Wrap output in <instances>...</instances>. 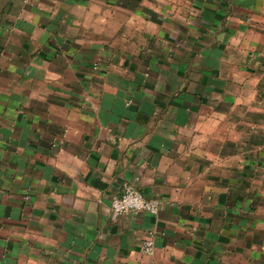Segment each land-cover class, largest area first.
Returning a JSON list of instances; mask_svg holds the SVG:
<instances>
[{"label": "crops", "instance_id": "0c3cea01", "mask_svg": "<svg viewBox=\"0 0 264 264\" xmlns=\"http://www.w3.org/2000/svg\"><path fill=\"white\" fill-rule=\"evenodd\" d=\"M0 264H264V0H0Z\"/></svg>", "mask_w": 264, "mask_h": 264}, {"label": "built area", "instance_id": "2783aa9c", "mask_svg": "<svg viewBox=\"0 0 264 264\" xmlns=\"http://www.w3.org/2000/svg\"><path fill=\"white\" fill-rule=\"evenodd\" d=\"M162 203L147 199L143 194L131 186H125L123 194L120 197H114L111 201V211L116 216L126 215L131 212H145L156 215ZM141 251L145 255H152L154 251V242L151 238L141 243Z\"/></svg>", "mask_w": 264, "mask_h": 264}]
</instances>
